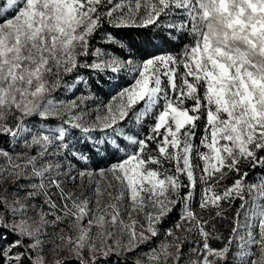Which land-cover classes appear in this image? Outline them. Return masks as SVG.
<instances>
[{
    "label": "snow or ice",
    "instance_id": "obj_1",
    "mask_svg": "<svg viewBox=\"0 0 264 264\" xmlns=\"http://www.w3.org/2000/svg\"><path fill=\"white\" fill-rule=\"evenodd\" d=\"M0 264H264V0H0Z\"/></svg>",
    "mask_w": 264,
    "mask_h": 264
},
{
    "label": "trees",
    "instance_id": "obj_2",
    "mask_svg": "<svg viewBox=\"0 0 264 264\" xmlns=\"http://www.w3.org/2000/svg\"><path fill=\"white\" fill-rule=\"evenodd\" d=\"M132 35L134 36V38L137 41H139L141 39L140 35H136L134 33ZM120 83H127V82L121 81ZM93 91H95L100 98L107 101V99L109 98V93L113 92L114 90L110 87V85L108 83H104L99 90L93 88ZM221 230L224 231L225 234H227V228L226 227L222 226Z\"/></svg>",
    "mask_w": 264,
    "mask_h": 264
},
{
    "label": "rangeland",
    "instance_id": "obj_3",
    "mask_svg": "<svg viewBox=\"0 0 264 264\" xmlns=\"http://www.w3.org/2000/svg\"><path fill=\"white\" fill-rule=\"evenodd\" d=\"M106 101V100H105Z\"/></svg>",
    "mask_w": 264,
    "mask_h": 264
}]
</instances>
